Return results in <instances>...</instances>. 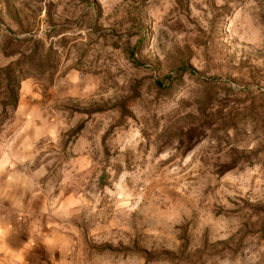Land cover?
<instances>
[{"label":"rangeland","instance_id":"obj_1","mask_svg":"<svg viewBox=\"0 0 264 264\" xmlns=\"http://www.w3.org/2000/svg\"><path fill=\"white\" fill-rule=\"evenodd\" d=\"M0 264H264V0H0Z\"/></svg>","mask_w":264,"mask_h":264},{"label":"trees","instance_id":"obj_2","mask_svg":"<svg viewBox=\"0 0 264 264\" xmlns=\"http://www.w3.org/2000/svg\"><path fill=\"white\" fill-rule=\"evenodd\" d=\"M17 64V63H14ZM2 72H5V76L7 78V88L6 90H8V93L10 94V99L11 102L10 105H14L16 102V92L14 91L16 89V68H13V66H8L6 68H4L3 70H1ZM20 75L21 72H20ZM15 85V86H14ZM18 88V87H17Z\"/></svg>","mask_w":264,"mask_h":264}]
</instances>
